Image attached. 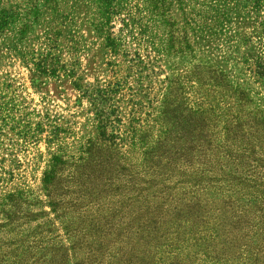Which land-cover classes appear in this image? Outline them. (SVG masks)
Instances as JSON below:
<instances>
[{
    "label": "trees",
    "instance_id": "1",
    "mask_svg": "<svg viewBox=\"0 0 264 264\" xmlns=\"http://www.w3.org/2000/svg\"><path fill=\"white\" fill-rule=\"evenodd\" d=\"M15 11L0 9V28L21 19ZM56 34L20 59L36 76L63 75L78 85L93 106L96 134L73 156L54 128L40 179L45 200L28 202L22 190L4 194L0 264H264L262 111L241 107L220 116L210 104L196 108L173 80L157 107L160 122L170 125L156 130L141 103L127 112L116 106L120 83L81 86L76 59ZM195 68L197 84L229 86L214 64ZM43 204L48 211L28 209Z\"/></svg>",
    "mask_w": 264,
    "mask_h": 264
},
{
    "label": "rangeland",
    "instance_id": "2",
    "mask_svg": "<svg viewBox=\"0 0 264 264\" xmlns=\"http://www.w3.org/2000/svg\"><path fill=\"white\" fill-rule=\"evenodd\" d=\"M13 5L21 19L0 28V203L14 190L28 202L45 200L40 179L54 150L47 141L54 128L73 156L96 134L93 106L78 85L63 75L36 76L20 59L53 30L59 47L76 59L81 86L120 83L116 106L127 112L141 103L138 110L153 118L156 130L170 125L160 122L157 107L173 80L199 102L196 108L210 104L220 116L241 107L264 114V0H0V9ZM21 22L27 24L23 34ZM62 59L69 55L63 52ZM202 64H214L229 86L197 84L195 66ZM35 206L28 209L48 211L46 204Z\"/></svg>",
    "mask_w": 264,
    "mask_h": 264
}]
</instances>
